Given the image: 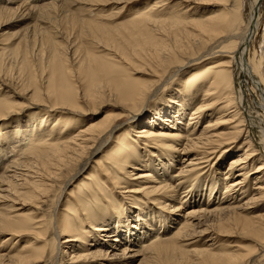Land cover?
Segmentation results:
<instances>
[{
    "label": "bare ground",
    "instance_id": "6f19581e",
    "mask_svg": "<svg viewBox=\"0 0 264 264\" xmlns=\"http://www.w3.org/2000/svg\"><path fill=\"white\" fill-rule=\"evenodd\" d=\"M247 4L0 0V264H264V0ZM31 114L49 129L11 145Z\"/></svg>",
    "mask_w": 264,
    "mask_h": 264
},
{
    "label": "rangeland",
    "instance_id": "374dc122",
    "mask_svg": "<svg viewBox=\"0 0 264 264\" xmlns=\"http://www.w3.org/2000/svg\"><path fill=\"white\" fill-rule=\"evenodd\" d=\"M151 2V1H150ZM247 2H248V0H245V4H246V6L244 7V16H246V14L247 13H249V4H247ZM108 8H111V7H104L103 8V10H102V12H105V13H107V11H108ZM130 12H131V8H126V9H124L123 11H122V13H121V16L120 17H118V18H116V19H113V20H111L110 22L112 23V24H114V25H116V24H119V23H123V22H126V21H128V19L130 18ZM261 23H262V27L260 28V30H259V32H258V37L256 38V40H255V45L257 46L256 47V51H258V56L260 57V56H262L261 55V53H262V49H264L263 47H264V12H263V18L261 19ZM81 43H83V41L81 42ZM263 46V47H262ZM260 54V55H259ZM249 56H253V50H252V52L250 53V55L248 54V59H249ZM10 71L12 72V74H13V76L14 77H16L17 76V69H16V67H15V65H13L12 67H11V69H10ZM241 80H243V78L241 79ZM19 83V84H18ZM17 84H18V86H17ZM252 84H253V81H247V83H246V85H244V87L248 90V93H249V105L251 106V107H256L257 109H258V111H260V113H263V111H262V108H261V105H260V100H259V97H258V95L257 94H255L254 92H253V90H252ZM3 87H7V88H11V90L12 91H15V92H19L20 91V89H21V86H20V81H4V83H3ZM29 97H26V99H24L23 101H25L26 102V106H27V104H29L28 102H29ZM36 112V109H33V108H26L25 109V114H29L30 112ZM34 115H36V114H31V115H29L28 117H27V119H28V121L27 122H25V123H21L23 126H24V128L23 129H17V128H15V125L17 126V124L15 123V124H13V126L11 127V130L14 132V130H19L18 132H20V133H22L19 137L18 136H16L15 135V138L13 139V140H11L9 143L12 145V144H16V143H18V142H16L18 139H20V141H28V140H30V139H32V138H34V137H41L42 136V134H43V130L42 129H40V128H43V129H45V128H47V129H49V125H51V121H48V122H41V120L39 119V118H37V119H34L35 117H33ZM264 115V114H263ZM260 130V131H259ZM5 131V132H4ZM262 131V132H261ZM264 129H261V128H257L256 129V131H255V133H254V141L256 142V144H257V147H258V151H259V153L261 152V154L262 155H264V145H263V143H264V141H263V143H262V141L260 140V138H264ZM6 129L4 128V129H1V132H0V135H5L6 134ZM260 133V134H259ZM262 133V134H261ZM260 135H262V136H260ZM261 141V143H260V141ZM264 140V139H263ZM259 141V142H258ZM37 142H39V140L37 141ZM36 142V143H37ZM33 145H35V144H33ZM263 145V146H262ZM262 151H263V153H262ZM16 152H17V150H16ZM13 154V153H12ZM229 161V160H228ZM228 164V162H226V168H227V165ZM3 165H0V168L2 167ZM2 171V170H1ZM0 171V172H1ZM54 200H55V198H53V197H51L47 202H46V204H45V206H44V208H43V214H44V217H45V220H46V223H47V225H50L49 226V229H50V232H52V230H53V227H52V224H53V220H54V217L52 216V214H53V206H54ZM119 222H117V224H118ZM119 228L121 229V230H126L127 228H126V226L122 223V224H120L119 225ZM0 232H1V230H0ZM53 234V233H52ZM52 237H49V240H50V242H49V248H52V249H54V244L52 243V238H53V235H51ZM64 239H61V241H63ZM197 247H202V245L201 244H199ZM5 248V247H4ZM62 257H63V253L62 254H60V257H59V259H60V261L58 260V264H65L66 262H65V260L64 259H62ZM47 260H49V262H50V258L49 257H47L46 258ZM39 264V263H38Z\"/></svg>",
    "mask_w": 264,
    "mask_h": 264
}]
</instances>
